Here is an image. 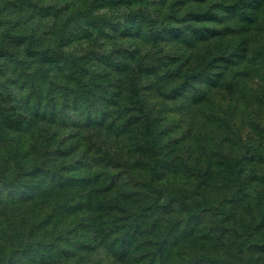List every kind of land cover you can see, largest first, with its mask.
Returning a JSON list of instances; mask_svg holds the SVG:
<instances>
[{
    "label": "trees",
    "instance_id": "obj_1",
    "mask_svg": "<svg viewBox=\"0 0 264 264\" xmlns=\"http://www.w3.org/2000/svg\"><path fill=\"white\" fill-rule=\"evenodd\" d=\"M20 1L43 16L66 19L54 42L43 44L36 28L30 27L28 33L19 28V16L8 12L0 18L6 23L0 29V183L12 188L24 181L27 193L20 200L0 197V209L15 206L12 222L24 229L30 221L27 236L37 227L44 235L63 227L67 219L74 222L72 229L64 228L49 243L39 239L42 254L54 241L70 235L77 239V253L89 252V261L102 249L109 257L120 258L119 264H140L128 252L143 239L141 245L150 249L142 253L146 264H155L156 259L162 264L173 244L181 241L194 243L204 253L213 245L230 246L226 230L215 232L201 217L186 222L191 229L174 219L165 240L159 241L161 250H153L163 235L162 217L175 205L187 204L182 197L174 201L173 190L188 182L199 193L200 184L221 174L222 163L214 160L224 142L237 145L241 163L252 161L240 130L241 109L226 103L221 114L220 103L214 102L210 128L196 120L193 115L199 113L192 110L194 103L204 105L220 85L227 89L224 96L234 99L235 85L224 80L225 67L234 65L230 56L246 58L247 40L224 47L225 61L226 56H220L223 46L212 56L195 54L205 38L202 28L193 24L190 29L185 22L178 26L171 14H163V6L152 9L146 0H70L74 3L65 15L67 2L59 11L55 4ZM81 2L86 4L80 7ZM130 5L136 8L130 10ZM71 21L76 28L70 33ZM13 39L20 47L10 51ZM78 39L85 46L75 43L66 49ZM197 80L199 86L193 84ZM178 115L175 123L172 119ZM219 123L229 136L217 142L208 132ZM213 205L205 210L215 217L219 213ZM166 206L155 219L156 211ZM36 207L42 211L48 207L37 221L32 215ZM263 226L253 220L245 229L240 225L231 229L237 232L231 237L241 239L236 264H264V243L257 237ZM17 241L24 242L21 252L31 253L29 241ZM71 256L74 251L66 248L62 259ZM17 257L0 264H49L61 259L54 254L39 262L37 256L29 261Z\"/></svg>",
    "mask_w": 264,
    "mask_h": 264
},
{
    "label": "rangeland",
    "instance_id": "obj_2",
    "mask_svg": "<svg viewBox=\"0 0 264 264\" xmlns=\"http://www.w3.org/2000/svg\"><path fill=\"white\" fill-rule=\"evenodd\" d=\"M32 1L38 6L45 4H51L53 6L55 4V8L59 9V11L65 2H67L68 7L62 13L63 15L68 14L70 11L69 7L74 3L69 2L70 0ZM146 2H148L147 6L152 9H159L163 6V14H171L178 26L185 22L189 26H192L190 29L193 28V24L202 28L201 32L205 38L195 47V54L197 52L202 55L208 53L209 56H212L214 52L218 51L220 46H223V50H225L220 51V56H226L225 61H227L228 53H225L227 48L224 47L233 46L236 42L239 44L243 39L248 42V48L245 50L246 58L239 59L236 56H230L228 60L235 61L234 65H227L225 67L226 73L224 74V80H231V84L235 85L234 99L230 101L224 96L227 93V89L220 85L218 88L214 87V91L207 95V101L204 105L194 103L192 110L195 112L196 109V112L200 114H196L195 112L196 115H193L194 118L196 120L202 119L200 121L201 124L210 128L212 123L209 121L213 119L214 102L218 101L220 103L222 108L221 114L225 112L224 104L226 103L231 104L238 112L241 109L243 115L241 116L237 113L242 120L240 130L243 134V140L247 142L244 143L250 146L249 152L252 161L245 162L243 160L241 163L239 157L241 153L238 152L237 145L228 141L227 143L224 142L222 148L216 152V159L214 160L215 163H222V166L218 164V170L221 171V174L215 173L214 177L210 178L206 184H200V188L198 189L199 193H196V189H192L193 185H190L188 182L180 187L179 190L177 188L173 190L174 201L177 198H186V210L183 205L177 204L171 213L162 217L159 228L163 231V235L158 239V244L153 248V250H161L159 241L162 239L165 240L166 233L170 231L169 226L174 224V219L190 227L186 222H194L204 217L207 226L214 228L215 232L222 234L226 230L229 236L227 240L230 246L218 248L213 245L211 249H208L204 253L198 250L194 243L188 245L185 241H181L176 245L173 244L169 254L163 259L162 264H213L217 261L222 262V264H236V248L241 239L231 237L232 233H237L233 230L231 231V229L236 225H240L245 229L247 224L253 222V220L257 223L262 222L264 224V0H200L199 2H191L189 0H168L166 2L164 0H146ZM85 4L81 2L80 7H83ZM26 5V3L20 0H0V18L8 14V12L12 15L19 16L22 21L19 28H22L24 32L28 33L30 27H34L41 35L43 44L54 42L57 38L55 32H58L66 18L64 16L56 18L50 17L49 15L43 16L38 9L34 11L32 8L26 7ZM135 8L134 5H130V10H134ZM189 17H195V20L189 21ZM173 18L170 19L173 20ZM198 20L199 22H196ZM72 22L74 21H71L69 27L70 33L73 31L71 29L76 28V25ZM5 25L6 23L0 20V29ZM238 34L239 37H237ZM19 43L16 39L11 40L8 50H16L20 47ZM75 43H80L82 47L85 46L83 40L78 39L67 44L66 49ZM173 46H176V44ZM194 65L196 66L197 63L195 62ZM212 71L215 72L217 69L214 68ZM193 84L199 86V80ZM178 118L179 115L172 119V121L176 123ZM219 126L222 128L223 125L221 123L218 125L214 124V129L208 132V135L212 134L213 140L217 142L229 136L226 134V131L222 132ZM182 131L183 129L178 131L177 134H180ZM214 180L217 185L212 183ZM163 182L167 183V181ZM193 182L195 184L199 183L195 179ZM184 187H188V189ZM25 190L24 181L19 182L17 186L12 188H8L0 183V197L4 200L24 199L27 197ZM244 193L246 196L239 203L235 204L240 196L245 195ZM211 204H214L213 206L215 207L213 209L219 215L217 214L215 217H212L210 214L213 211L205 210V207H209ZM188 205L193 207V209H189ZM25 209L23 207L21 211ZM44 210H48V207ZM166 210L167 206L159 208L155 213V219L159 220L161 211ZM16 211L17 208L10 205L0 209V263L7 260L10 261L12 258L16 260L18 258L17 256H19V259L28 258V261L34 256H37L39 262L47 254H54L61 259L49 264H76V259H80L81 262L77 264H107L109 260L114 261L110 264H119L117 261L120 258L114 256L109 257L107 252H103L102 249L96 252L93 256V261H89V252L82 250L77 253V239H74L72 235L54 241L48 247L49 251H45L42 254L38 251L40 247L39 239H43L49 243L64 228L72 229L74 222L71 219H67L63 227L60 229L56 227L52 232L47 230L44 235L37 227L34 232L27 236L30 221L24 223V229L21 225L17 226L15 222H12V220H15ZM43 211L36 207L35 212L32 213L33 218L37 221ZM20 215L24 216L21 212ZM157 215L158 217H156ZM214 218H217L215 222L209 221V219L213 220ZM138 220L140 222L143 221L142 218H138ZM180 228L183 229V225ZM192 229L193 232H196L194 227ZM259 235L261 244H263L264 226L258 232L257 237ZM18 238H21L23 241H29L31 253L21 252L20 247L24 242H18ZM144 241L143 239L142 241H137L136 244L134 243V250L128 252V257H135L140 264H146V259L142 253L150 250L141 245ZM66 248L70 251L73 250L74 256L62 259ZM102 248L108 249L106 246ZM207 253L209 254V258L206 255ZM158 260L156 259L155 264H159Z\"/></svg>",
    "mask_w": 264,
    "mask_h": 264
}]
</instances>
